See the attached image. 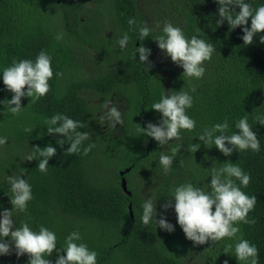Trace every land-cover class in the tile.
I'll return each mask as SVG.
<instances>
[{"label":"trees","instance_id":"16d2710c","mask_svg":"<svg viewBox=\"0 0 264 264\" xmlns=\"http://www.w3.org/2000/svg\"><path fill=\"white\" fill-rule=\"evenodd\" d=\"M250 2L255 8L264 0ZM143 3L149 5L155 21V27L149 26L152 36L162 34L164 23L170 22L186 36L202 35L214 44L216 51L205 62L201 79L182 76L183 70L171 60L169 67L163 66L167 74L160 75L155 55L162 51L151 37L138 40L134 26L127 24L129 17H135L138 24L147 19L142 14ZM217 9L214 0H0V67H8L14 60H34L43 50L51 55L54 70L49 93L32 104L30 98H23L22 107H28L19 115L3 112L0 106V135L9 138L0 147V211L12 209L8 175H18L24 168L27 171L22 178H28L33 200L26 212L13 213L14 222L16 226L28 223L34 231L41 225L49 228L56 233L58 248L63 247L69 233L79 231L83 243L93 244L90 249L97 252L98 264H238L235 257L223 253L231 241L194 245L187 240L172 209L166 215L175 225L173 233L154 224L145 226L140 220L147 195L157 200V212H161V205L176 186L191 182L204 187L211 180L208 169L212 161L231 160L251 174L250 184L242 190L257 197V205L249 213L255 223L241 224L240 228L244 238L256 244L259 264H264V126L255 124L252 116L264 113V44L259 42L264 32L245 46L241 28L230 30L226 21L217 27ZM113 21L119 23L121 36L125 32L130 36L123 51L116 43L118 38L108 39L104 34ZM60 33L63 38L58 40ZM141 43L152 53L148 72L139 64L138 56L133 58L135 47ZM56 72L61 75L56 76ZM182 88H195V92L190 91L193 105L187 111L196 127L182 130L179 140L159 146L138 128L148 121L158 123L160 114L151 110V104L164 92ZM11 95L0 81V100ZM111 98L119 105L128 101L120 110L123 123L101 129L97 120L102 125L105 114L96 112ZM56 113L80 121L84 127L78 131L90 133L84 144L95 143L96 147L87 155L82 149L65 153L70 141L65 138L64 146L58 145L56 141L63 137L47 134L44 123ZM247 113L260 140L259 152L234 150L232 156L225 157L196 138L203 127L225 119L229 132L236 131L235 122ZM25 128L33 132L29 134ZM49 143L57 153L49 161L47 172L41 173L38 161H28V157L33 146L43 148ZM192 144L201 147L195 152ZM172 148L178 151L165 173L159 156L171 155ZM206 156L211 159L206 160ZM118 161L121 164L114 169ZM123 178L131 196L122 188ZM55 257V252L49 257L53 264ZM27 259V255L18 258L13 249L12 254L0 257V264H27Z\"/></svg>","mask_w":264,"mask_h":264},{"label":"clouds","instance_id":"9594fccd","mask_svg":"<svg viewBox=\"0 0 264 264\" xmlns=\"http://www.w3.org/2000/svg\"><path fill=\"white\" fill-rule=\"evenodd\" d=\"M218 5L216 21L217 27L225 21L230 30L241 28V39L245 46L253 44V38L264 32V3L253 7L250 0H214ZM239 8V11H235ZM250 20V25H249ZM127 24L134 26L137 39L145 41L149 37L156 42L157 47L166 57L183 70L182 76L190 79H201L206 71L205 62L210 61L216 48L202 35L188 37L184 31L170 22H165L160 35L152 36L151 29L147 24H138L135 17H129ZM120 30V26H118ZM199 32L201 30L199 29ZM202 33V32H201ZM60 33L56 39H62ZM130 36L123 33L116 41L123 51L129 44ZM259 42L264 44V36H259ZM151 49L143 43L135 47L133 58L139 57V64L148 72L152 66L150 60ZM56 76L61 73L56 72ZM54 70L52 57L46 51H40L34 60H14L8 67H0V81L5 90L10 92L11 98L0 100L3 112L7 111L13 116L19 115L25 108L22 107V99L30 98V103H35L46 96L50 91L49 81L53 79ZM195 92V88L190 90ZM190 91L183 88L179 91H170L162 94L158 102L151 104V110L160 114L158 123L146 122L145 126L139 127L144 136L150 137L159 146L165 145L172 140H179L182 130L192 131L196 127V121L188 115V109L193 105V97ZM110 102L104 104L106 109L105 119L109 126L116 127L123 123L122 113L115 105L109 107ZM253 116L255 124L264 126V113L257 112ZM47 134H57L63 139L56 141L61 147L66 138L70 143L65 153L75 154L83 151L87 155L95 147V143L84 144L90 139L88 131H78L84 125L71 117L56 113L45 119ZM139 125V124H138ZM236 131L229 132L230 124L227 119L211 126L203 127L197 134L199 141L208 149L213 147L223 156L230 157L233 151L244 152L251 150L260 151V140L249 123V114L240 117L234 124ZM25 132L31 134L33 129L25 128ZM8 137L0 135V147L8 143ZM201 144L191 145V150L198 151ZM33 152L28 161H38L37 169L46 173L49 161L56 155L57 148L49 143L41 148L33 146ZM178 148L171 149V155L161 154L159 166L167 173L173 164ZM205 159H211L205 157ZM220 166L217 167L216 164ZM200 166V165H199ZM210 183L204 187L194 185L191 182L182 183L171 190L167 202L161 205V212H157L156 201L152 195H147L142 204L141 223L145 226L154 224L168 233L175 231V225L168 221L166 213L169 209L174 210L176 223L181 228L185 238L194 245H204L212 242L231 241L226 244L223 253L235 257L238 264H259V250L256 244L244 238L240 228L241 224L251 225L254 219L249 218L257 205L256 195H248L242 189L247 188L251 181V174L245 172L239 163L231 160L220 163L213 160L210 169ZM27 170L19 169V174L8 175V191L12 209L0 211V257L12 254L19 258L27 255V264H53L49 259L56 253L54 264H98L97 252L82 242L79 231H73L65 238L62 248L57 247L56 233L41 225L38 231H34L28 223L16 226L13 213L16 211L26 212L29 202L33 200L32 186L22 176ZM238 182V183H237ZM151 191V190H149ZM2 207V206H0ZM159 216V219L157 217ZM61 251L63 254H61ZM233 254H229V253ZM225 264H228L225 261Z\"/></svg>","mask_w":264,"mask_h":264},{"label":"rangeland","instance_id":"374dc122","mask_svg":"<svg viewBox=\"0 0 264 264\" xmlns=\"http://www.w3.org/2000/svg\"><path fill=\"white\" fill-rule=\"evenodd\" d=\"M149 5L143 3L142 5V14L145 16V18H147L146 20L143 21V24H147V26H153L155 27V21L152 17V14L149 13V9H148ZM119 24L117 21H113L111 24L108 23V29L104 32L105 35H107L108 39H112L115 40L117 38H119L121 36V31L118 30V25L117 27L115 26V23ZM159 53V54H158ZM155 56H157V59L160 63L164 64V66L169 67L168 65L170 64V58L166 57L165 55L161 54L162 52H158ZM92 54H96L95 52H93ZM166 69L163 68V72L162 74L166 73ZM124 104H126V102L123 100L122 103L119 106V110L123 109ZM102 110L100 112H96L98 115H100L101 113L105 114L106 109L105 108H101ZM101 117V116H100ZM98 126L101 127V129L105 128V124L106 122L102 123V125L100 124V121H98ZM121 164V162H114V169H117L119 167V165ZM150 187L152 188V186L150 185ZM150 189H147V191H149ZM89 248L93 247V244H89L88 245Z\"/></svg>","mask_w":264,"mask_h":264},{"label":"flooded vegetation","instance_id":"af4514ba","mask_svg":"<svg viewBox=\"0 0 264 264\" xmlns=\"http://www.w3.org/2000/svg\"><path fill=\"white\" fill-rule=\"evenodd\" d=\"M115 23V22H114ZM117 25L119 26V24H117V23H115V26L117 27ZM137 45H139V42L137 43ZM157 65H158V67L159 68H161V70H160V75L162 74V72H163V66L164 65H162V64H160V63H157ZM166 74H167V71H166ZM163 75H165V74H163ZM166 86H167V84H166ZM107 102H110L109 103V107H111V106H113V105H115L116 107H118L119 108V104H115V100L113 99V98H111V99H109ZM125 102L126 103H128V101L127 100H125ZM106 103V102H105ZM104 103V104H105ZM104 108V107H103ZM105 115H106V112H105ZM105 122H106V124H105V128L104 129H107L108 127H109V123L107 122V120L105 119ZM118 127V126H117Z\"/></svg>","mask_w":264,"mask_h":264},{"label":"water","instance_id":"95a60500","mask_svg":"<svg viewBox=\"0 0 264 264\" xmlns=\"http://www.w3.org/2000/svg\"><path fill=\"white\" fill-rule=\"evenodd\" d=\"M130 171V168L127 169L126 171H123L121 172V176H123L125 173L129 172ZM122 188L124 190L125 193H127L128 195H132V193L128 190V187H127V181L125 178L122 179ZM130 212H131V216L133 217V213H132V204H130Z\"/></svg>","mask_w":264,"mask_h":264}]
</instances>
